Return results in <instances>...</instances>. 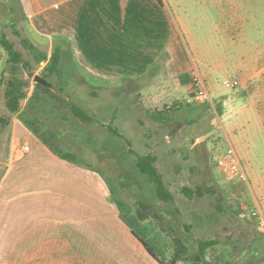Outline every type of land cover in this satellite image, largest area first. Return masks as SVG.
<instances>
[{
  "label": "rangeland",
  "instance_id": "obj_1",
  "mask_svg": "<svg viewBox=\"0 0 264 264\" xmlns=\"http://www.w3.org/2000/svg\"><path fill=\"white\" fill-rule=\"evenodd\" d=\"M165 3L173 22L168 30L171 44H179L198 67L214 99L215 110L209 105L202 116L207 117L209 124L215 119V128L211 124L205 128L202 122L201 126L186 129L184 123L192 117L187 109L193 106L187 104L169 111L181 117L179 134L175 133L177 124L162 127L147 122L146 114L132 104L137 90L135 83L85 75L75 52L64 48L61 77L52 76L49 80L53 92L87 109L96 116L97 123L88 125L76 119L57 99L36 86L35 78H44L45 64L36 63L23 40L30 39L49 58L55 45L35 33L20 0H0V36L6 35L31 65L29 70L19 66L16 71V76L27 84L21 112L38 117L60 135L67 150L111 179L118 200L130 207L132 216L137 217L142 203L153 207L150 217L140 225L135 224L134 217L128 218L166 262L174 254L176 239L189 249L184 263H190L197 254L200 241L216 240L219 245L206 255L211 264H264V231L259 220L252 217L254 211H262L264 215V120L250 106L252 100L257 101L264 110V0H165ZM160 35L154 34L152 45L165 42L166 33L158 42L156 36ZM8 59V53L0 46V183L10 165L29 153V140L35 137L18 115L6 108V86L13 73ZM186 76L189 85L190 74ZM248 79L250 89L246 87ZM234 81L239 82L236 89L227 86ZM190 93L191 89L181 94L178 101L161 100L151 111H165L168 103L183 102ZM224 100L231 101L230 105H224ZM109 127L118 129L124 139L113 136ZM203 131L208 135L205 139L208 155L203 152L204 146L191 151L189 144L183 148L180 159L169 161L157 153L156 166L175 198L173 203L159 200L154 184L139 173L136 157L128 151L144 155L151 152L155 142L160 147L166 135L186 141L196 139ZM231 147L241 162L246 181L223 178L218 159ZM199 188L204 190L202 197L189 198L184 193ZM205 189H211L212 193Z\"/></svg>",
  "mask_w": 264,
  "mask_h": 264
},
{
  "label": "crops",
  "instance_id": "obj_2",
  "mask_svg": "<svg viewBox=\"0 0 264 264\" xmlns=\"http://www.w3.org/2000/svg\"><path fill=\"white\" fill-rule=\"evenodd\" d=\"M20 1L35 33L75 52L83 74L135 83L132 104L146 114L147 122L155 123L149 117L153 105L170 98L178 101L191 89L183 77L191 76L194 63L179 44H171L168 30L173 22L165 0L164 6L156 0ZM156 33L161 34L158 42L166 33L164 43L151 44ZM246 82L248 87L250 79ZM230 102L224 100V105ZM250 106L264 120L260 103L252 100ZM208 107L190 106L192 117L185 128L202 122L205 128H215V119L209 124L202 116ZM173 117L169 124L156 125L177 124L179 134L181 117ZM205 132L186 141L166 135L160 147L155 142L145 154L161 153L172 161L180 159L189 144L191 151L204 146L208 155ZM29 142V153L10 165L0 183V264H159L123 222L99 171L62 160L36 136Z\"/></svg>",
  "mask_w": 264,
  "mask_h": 264
},
{
  "label": "trees",
  "instance_id": "obj_3",
  "mask_svg": "<svg viewBox=\"0 0 264 264\" xmlns=\"http://www.w3.org/2000/svg\"><path fill=\"white\" fill-rule=\"evenodd\" d=\"M157 3L161 6H164L163 0H156ZM23 44L26 49L30 52V54L35 58V61L38 65L45 64L44 68V79L50 80L52 76L61 77L62 72V53H63V44L55 43V49L53 55L49 58L48 55L42 52L37 46H35L30 39L23 40ZM0 46L8 53L9 59L8 63L13 65V73L11 74V78L7 81L6 86V108L13 115H18L20 121L55 155L60 157L62 160L67 161L69 163H73L77 166L84 167L87 169H94L91 165L85 162V160L80 157L78 154L73 153L66 149L64 144L62 143L60 135L54 130L48 128L45 123L40 120L38 117L31 115L27 112H21L22 101L26 99L27 93L25 92V87L27 84L20 80L17 75L18 67H23L25 69H31V65L27 63L23 56L16 50L15 45L8 40L6 35L0 36ZM187 76L183 77L185 79ZM50 82V81H49ZM4 83V82H3ZM51 83V82H50ZM52 84V83H51ZM38 88L43 90L46 94H50L53 98L57 99V101L65 108H67L76 119L88 124L94 125L97 123V118L95 115L91 114L87 109L82 106L73 103L67 97H63L62 95L56 94L53 92V84L52 88L47 86H43L40 84L36 85ZM64 95V90L61 89ZM150 119L158 124H169L173 121V113L166 111H156L154 113L149 114ZM110 132L113 136H117L120 138L124 137L120 134L118 129L109 127ZM127 145L131 148V143L126 139ZM129 155H134L135 166L139 173L146 176L149 181L154 184L157 198L166 203H173L175 198L174 195L168 190L166 185L164 176L160 173L156 164L158 158L153 154H144L139 155L134 150L128 151ZM101 175L106 180L109 185L112 195L114 197V201L117 204L123 222L129 227L132 234L141 242V244L145 247L147 252L159 263V264H211V262L207 259V252L209 249L214 248L219 245V242L216 240H207L200 241L198 245V252L191 258L190 263H184V260L189 255L188 247L179 240H174V254L171 257L170 262H166L164 259L160 257V255L155 251V249L150 245L146 237H143L139 234L135 229V224L140 225L142 221H146L152 211L153 207L150 204H140L139 209L137 210V217L132 216L130 207L121 200H118L117 193L112 188L111 182L103 172ZM208 193H211L210 190H205ZM184 193L191 198L193 195H198L202 197L204 194V190L199 188L196 191L184 190ZM128 216H132L135 218L136 223L133 224L128 218Z\"/></svg>",
  "mask_w": 264,
  "mask_h": 264
},
{
  "label": "built area",
  "instance_id": "obj_4",
  "mask_svg": "<svg viewBox=\"0 0 264 264\" xmlns=\"http://www.w3.org/2000/svg\"><path fill=\"white\" fill-rule=\"evenodd\" d=\"M190 77L191 93L189 94L187 99L183 102H176L177 104H168V106L166 107L167 111L165 110L166 112L172 109L181 108L182 105L185 104L193 105L196 103H207L215 110L214 99L209 89L207 88L205 78L203 77L197 66H194ZM227 86L231 89H236L239 86V82L234 81L228 83ZM218 166L228 180H247V176L233 147H231L225 155H222L218 159ZM252 217L259 220V227L264 231V215L261 213V211L252 212Z\"/></svg>",
  "mask_w": 264,
  "mask_h": 264
},
{
  "label": "water",
  "instance_id": "obj_5",
  "mask_svg": "<svg viewBox=\"0 0 264 264\" xmlns=\"http://www.w3.org/2000/svg\"><path fill=\"white\" fill-rule=\"evenodd\" d=\"M35 81H36L38 84H40V85L47 86V87H49V88H52V87H53L52 84H51L48 80H46V79H44V78H42V77H40V76H37V77L35 78Z\"/></svg>",
  "mask_w": 264,
  "mask_h": 264
}]
</instances>
